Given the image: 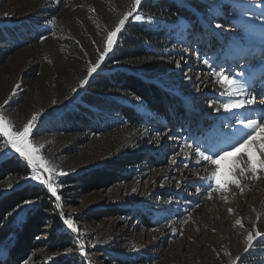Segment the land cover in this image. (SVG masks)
<instances>
[{
    "label": "rangeland",
    "instance_id": "374dc122",
    "mask_svg": "<svg viewBox=\"0 0 264 264\" xmlns=\"http://www.w3.org/2000/svg\"><path fill=\"white\" fill-rule=\"evenodd\" d=\"M175 2L188 9L192 21L179 17L182 37L161 51V66L148 73L136 68L145 77L150 74L147 78L169 94V117L154 116L146 129L133 135L119 126L91 131L83 124L70 128L66 122L77 103L87 102L83 95L96 91L90 86L99 73L113 68L102 64L73 98L71 89L86 75L87 64L95 63L103 36L128 11L132 0H0V26L46 19L52 23L48 33L13 51L5 52L0 45V105L17 130L32 114L43 113L34 142L44 144L42 154L67 173L58 180L62 185L58 194L65 218L71 214L80 231L78 237L63 225L51 198L52 212H57L62 227L45 220L38 234L45 243L27 254L28 264H123L118 257L127 255L134 258L129 264H238L237 257L246 253L258 249L264 253V173H258L257 180H242V193L230 186L227 192L213 191L210 199L206 191L210 181L201 177L209 176L212 166L197 164L187 149L177 154L185 142L199 141L213 151L226 147L238 138L234 133L239 119L264 114L259 105L234 113L209 107L227 102V97L220 95L209 65L203 63L209 59L215 69L234 73L244 84L234 99L249 93L257 100L264 98V0ZM49 7L58 12L51 15ZM140 14L151 21L141 9ZM217 23L222 28H216ZM17 84L20 87L12 95ZM88 106L94 112L106 111L96 102ZM156 132L163 133L159 140ZM5 151L7 156L0 153L3 159L18 158ZM124 153H133L137 159L125 166V178L87 190L92 176ZM237 155L231 151L221 162L222 180ZM21 177L12 187L39 185ZM71 177L81 178L68 180ZM9 184L0 185V194L12 188ZM150 212L163 220L155 229L141 220L142 214ZM237 220L242 226L236 225ZM257 231L262 235L248 248L246 237L250 232L255 237ZM60 235L66 242L56 240ZM78 239L84 240L87 256L78 250ZM144 253V259L137 260ZM148 255L153 260H147ZM261 260L259 264H264V257Z\"/></svg>",
    "mask_w": 264,
    "mask_h": 264
},
{
    "label": "trees",
    "instance_id": "16d2710c",
    "mask_svg": "<svg viewBox=\"0 0 264 264\" xmlns=\"http://www.w3.org/2000/svg\"><path fill=\"white\" fill-rule=\"evenodd\" d=\"M140 9L145 15H149L147 18L151 21L126 22L113 52L103 63V67L113 68L99 73L90 86L96 91L84 94L87 102L77 103L67 114L66 122H69L70 128H77L79 124H83L81 127L95 131L109 126H119L135 135L150 125L152 117L162 119L169 117L171 102L169 94L156 80L147 78L150 74L145 77L136 68L141 67L148 73L152 67L161 66L162 63L158 60L161 51L174 46L175 41L182 37L179 35L181 32L179 17L185 21H192L191 13L175 0H144ZM48 11L51 15L58 12L54 7H49ZM47 23L48 26L45 25ZM50 23L46 19L22 22L20 25L0 26V45L6 48L5 52L13 51L48 33L52 27ZM189 48L191 52L194 51L192 47ZM89 102L100 104L106 111L94 112L89 108ZM136 161L133 153L117 156L109 165L92 176L93 179L90 181L92 183L87 184V190L97 186H109L125 178L127 174L124 171L125 166L134 165ZM27 173L29 169L25 163L15 156L0 161V185L6 182L15 184L19 177ZM80 178L71 177L68 180ZM25 200H32L35 203L24 204ZM51 208V197L42 185L25 183L0 194V264H19L27 258L31 250L44 244L45 241L40 240L38 234L44 227L45 220L54 227H62L57 212L53 213ZM196 214H200L199 208ZM156 216L153 212L142 214L141 220L149 229H155L163 223L162 217ZM56 240L66 242L64 235H60ZM143 255L145 253L137 260L144 259ZM262 257L264 253L258 249L244 254L238 264H259V261H263ZM118 258L123 264H129L134 260L130 255ZM153 258L154 256H146L150 261Z\"/></svg>",
    "mask_w": 264,
    "mask_h": 264
},
{
    "label": "snow or ice",
    "instance_id": "6c2138e0",
    "mask_svg": "<svg viewBox=\"0 0 264 264\" xmlns=\"http://www.w3.org/2000/svg\"><path fill=\"white\" fill-rule=\"evenodd\" d=\"M144 0H132V3L128 11L122 14V17L118 19V22L111 30H107L103 36L101 45L96 49L97 59L95 63H88L86 66V75L79 80L78 86L71 89L73 98L78 94L79 90L84 89L94 74L98 72L105 59L113 52L114 46L118 43L119 34L126 27V22L142 21L144 17L140 14V6ZM94 11V9H93ZM216 28H222V25L217 23ZM47 39V37H42ZM95 43V42H93ZM181 61H176V66L180 67ZM203 63L209 65V74L213 77V83L219 86L220 95L227 97V102L210 103L209 107L214 108L219 112L223 110L225 113H234L236 110L252 108L255 105L264 107V98L260 100L256 99L255 95L251 93L247 94L244 98H235L243 90L244 84L236 78L234 73H226L225 71L215 69L214 65H210L209 59H204ZM20 85L17 84L13 89L12 95H15L16 90ZM199 89V85H197ZM8 101H5L7 104ZM55 103V102H54ZM43 113L36 112L31 115L27 122L22 126L21 130H17L13 122L4 115V106L0 105V153L4 156L8 155L5 150H10L14 154H18V158L25 162V166L29 169L27 176L21 177L25 181L38 182L39 185L45 186L47 193L51 198L55 200V208L60 210L59 215L62 217L63 225L66 226L71 233L76 234L78 237L80 231L71 218V214L65 218V213L62 210V198L58 194V188L62 185L58 184L60 177L67 175L63 170H60L56 164L47 159L43 154L44 144L34 142L35 135L34 130H38V125L42 121ZM239 128L236 129L234 135L238 138L233 143H229L226 147H219L213 151L206 145H202L199 141H194L192 144L185 142L180 149L179 155H183L185 149L192 153V159L196 160L197 164L201 162H207L212 166L210 175L207 177H201V180H208L210 183L207 186L208 198H212V192H227L230 186H235L243 192V185L241 183L244 179L257 180L260 177L258 173H264V114L259 115L257 118H245L239 119ZM163 133L156 132L155 138L159 140ZM243 151H240V150ZM237 151V157L233 158L230 166L225 173V179H221V162L225 161L229 152ZM4 156H0L3 159ZM187 158V157H186ZM172 163H176L173 157ZM187 167V164H185ZM247 174V175H246ZM163 186V185H161ZM9 187H12L9 184ZM200 189L197 188V192ZM35 201L25 200L24 204H33ZM19 207V206H18ZM231 213V209L228 210ZM11 215V213H9ZM236 225L242 226V221L237 220ZM262 234L257 231L255 237L250 232L246 237L248 248L254 246V238L260 237ZM90 243V242H89ZM78 250L82 255L87 256L85 251V242L82 239H78ZM93 247L95 245H92ZM245 248V251L248 250ZM240 258L237 257V260ZM23 264H28L25 260Z\"/></svg>",
    "mask_w": 264,
    "mask_h": 264
}]
</instances>
